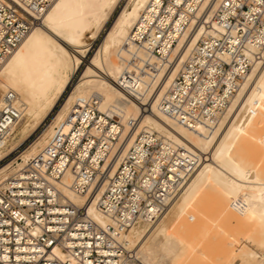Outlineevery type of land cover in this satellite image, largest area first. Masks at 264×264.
<instances>
[{
    "label": "built area",
    "instance_id": "obj_1",
    "mask_svg": "<svg viewBox=\"0 0 264 264\" xmlns=\"http://www.w3.org/2000/svg\"><path fill=\"white\" fill-rule=\"evenodd\" d=\"M53 1L0 0V69ZM202 2L151 0L128 40L146 56L137 68L144 73L152 71V58L168 65L187 30L211 32L198 40L159 103L163 114L189 129L216 125L263 59L264 0H221L209 20ZM131 81L124 70L119 87ZM16 117L14 96L6 94L0 127ZM65 121L36 157L0 184V264H139L122 234L161 216L198 165L197 156L154 131L139 132L97 200L106 220L100 226L84 207L60 203L58 184L69 175L70 189L88 194L106 177L125 126L114 112L100 110L96 97L76 98ZM127 123L134 128V120Z\"/></svg>",
    "mask_w": 264,
    "mask_h": 264
},
{
    "label": "bare ground",
    "instance_id": "obj_2",
    "mask_svg": "<svg viewBox=\"0 0 264 264\" xmlns=\"http://www.w3.org/2000/svg\"><path fill=\"white\" fill-rule=\"evenodd\" d=\"M120 1L54 0L40 17V23L31 28L3 63L0 110L4 96L11 93L17 117L11 126L0 127V162L43 124L66 92L74 73L83 64L85 68L52 125L22 156V163L16 167L11 164L0 167V184L43 150L56 125L61 122L68 125L65 120L76 98L96 97L100 110H109L120 117L125 126L123 134L115 146L113 158L105 165L104 180L88 194L80 196L70 189L71 177L65 175L58 184L60 203L84 207L92 220L100 226L105 225L106 220L99 214L96 203L106 181L113 176L139 132L151 130L196 155L199 162L153 224H138L122 234V240L139 264L185 263V257L192 254L193 243L199 241L198 235L191 232L190 220L193 215H201V207L217 211L235 208L243 223L241 240L264 249V171L258 175L260 171L246 166L238 157L247 128L257 118L264 117V49L262 61L253 65L218 123L211 128L189 129L163 114L159 103L198 40L211 32L199 26L187 30L177 41L168 65L152 58V71L139 72L137 68L144 64L146 56L128 40L141 12L151 0H128L95 54L87 60L92 43ZM220 1L203 0L202 16L209 20ZM124 70L129 71L133 81L123 89L119 82ZM129 120L135 121L131 130L127 127ZM209 185L216 188L218 196L202 195V187ZM163 218L166 220L159 228L157 222ZM259 254L258 251L245 252V259L232 254L226 264H257ZM255 258L254 263L249 261Z\"/></svg>",
    "mask_w": 264,
    "mask_h": 264
},
{
    "label": "rangeland",
    "instance_id": "obj_3",
    "mask_svg": "<svg viewBox=\"0 0 264 264\" xmlns=\"http://www.w3.org/2000/svg\"><path fill=\"white\" fill-rule=\"evenodd\" d=\"M127 1L128 0L120 1L116 10L112 13L109 20L105 24V27L101 34L99 35L97 40L92 43L87 55V60H90L95 54L106 31L111 27L116 16L120 13L122 8L126 6ZM84 68L85 67L83 64L81 68L74 73L71 83L68 86L66 92L61 97L52 113L43 122V124H41L24 143H22L16 150L11 152L2 162H0V167L6 166L8 164L16 167L22 163V156L30 149L35 141L41 138L45 130L48 129L50 125H52V122L59 112L64 101L72 93L75 85L79 81ZM247 130L245 135L246 140L243 142L244 144L242 148L240 146L241 150H238L240 151L238 152V157H240L239 159L246 166H249L251 169L254 168V171H260L259 173L256 172L259 175L264 171V117L254 120L253 123L247 128ZM215 189L216 188L211 185L203 186L202 195L218 196L219 194H217ZM234 209L228 208L225 210L221 209V211H217L216 209L214 210L211 207H201V215H193V218L190 220L191 232L198 235L199 241H195L193 243L194 249L190 251L192 254H189L187 258L185 257V260L183 261L185 263L183 264H226L227 260L232 258V254H235L236 256H238V258H240V256H243L244 258L245 256L243 254L250 251H254L256 253L258 251V253H260L259 255H261L257 256V258H259L256 262V258L254 260L252 259L253 261L249 260L251 263H264V259H260L261 257L264 258V249L254 243H247L249 245L248 246L244 241L241 240L243 232L242 218L241 214L236 211V209ZM164 217L166 218V216ZM165 218L160 219V223L159 221L157 222V226H159V228L162 227L164 221L166 220ZM199 225H204L205 228L199 229Z\"/></svg>",
    "mask_w": 264,
    "mask_h": 264
}]
</instances>
